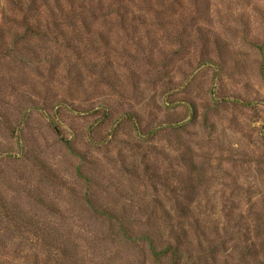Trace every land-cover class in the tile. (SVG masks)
<instances>
[{"label":"rangeland","instance_id":"rangeland-1","mask_svg":"<svg viewBox=\"0 0 264 264\" xmlns=\"http://www.w3.org/2000/svg\"><path fill=\"white\" fill-rule=\"evenodd\" d=\"M0 264H264V0H0Z\"/></svg>","mask_w":264,"mask_h":264}]
</instances>
